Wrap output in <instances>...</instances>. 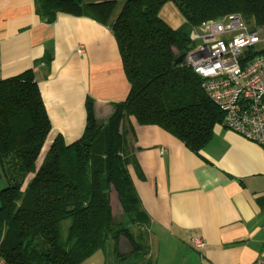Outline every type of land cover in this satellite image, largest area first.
I'll use <instances>...</instances> for the list:
<instances>
[{"label":"trees","instance_id":"1","mask_svg":"<svg viewBox=\"0 0 264 264\" xmlns=\"http://www.w3.org/2000/svg\"><path fill=\"white\" fill-rule=\"evenodd\" d=\"M33 2L47 23L57 14H67L108 27L130 92L113 106L104 124H97L88 113L76 141L66 144L56 136L43 155L51 126L33 73L28 70L0 80V175L9 181L0 191V261L81 264L118 238H124L131 251L119 255L115 244L111 256L144 258L150 219L130 176V168L138 172L130 118L140 126L158 127L198 154L212 138L214 126L223 124V114L207 98L201 78L186 61L173 62L191 49L190 34L204 21L238 15L249 26L264 25V0ZM167 2L184 19L175 30L158 17ZM37 162V171L28 177ZM112 191L126 223H114ZM64 221L69 222L65 236Z\"/></svg>","mask_w":264,"mask_h":264},{"label":"crops","instance_id":"2","mask_svg":"<svg viewBox=\"0 0 264 264\" xmlns=\"http://www.w3.org/2000/svg\"><path fill=\"white\" fill-rule=\"evenodd\" d=\"M158 17L173 30L184 24L171 2ZM28 70L50 120L42 154L56 136L76 141L88 113L104 124L130 92L108 27L67 14L47 23L33 0H0V80ZM129 123L138 166L130 176L150 219L146 230L154 235L146 238V261L113 255L109 264H253L264 258L263 150L216 125L195 154L156 126H140L134 118ZM97 255L81 264H106Z\"/></svg>","mask_w":264,"mask_h":264},{"label":"built area","instance_id":"3","mask_svg":"<svg viewBox=\"0 0 264 264\" xmlns=\"http://www.w3.org/2000/svg\"><path fill=\"white\" fill-rule=\"evenodd\" d=\"M190 40L184 60L222 112L223 127L264 153V25L249 26L238 15H228L202 22ZM192 242L197 249L203 246ZM253 264H264V258Z\"/></svg>","mask_w":264,"mask_h":264},{"label":"rangeland","instance_id":"4","mask_svg":"<svg viewBox=\"0 0 264 264\" xmlns=\"http://www.w3.org/2000/svg\"><path fill=\"white\" fill-rule=\"evenodd\" d=\"M42 157V155H41ZM41 161V158L39 159V162ZM39 162H37L31 169L28 177H31L35 174V169L37 168L36 165L39 164ZM39 166V165H38ZM1 174V173H0ZM0 191L1 189H4L5 187H7L9 185V181L7 178H5L3 175H0ZM27 177V178H28ZM110 200H111V209H112V216H113V220H114V223L117 225V224H120V223H126V219L124 217V214L122 212V209H121V206L119 204V201H118V198H117V195L114 191H112L110 193ZM69 225V222L68 221H64L62 223V233L63 235L65 236L66 232H67V227ZM133 232L134 234L137 233V230L136 229H133ZM153 235L152 233H150L149 231L146 230V238L148 240V238H151L153 239ZM152 240H150L151 242ZM115 244H117V254H127L130 250H131V246L130 244L124 239V238H118L117 242L116 243H112V242H108L107 243V249L106 251H99V255L97 256H100L104 262H106V264H109L111 261H112V256L110 255V251L113 252V249L114 247L116 246ZM152 252H153V249H152ZM106 254V255H105ZM135 257V256H134ZM93 262L97 260V257H93ZM136 258V257H135ZM88 259V258H87ZM149 259V258H148ZM143 260H147L146 258H143Z\"/></svg>","mask_w":264,"mask_h":264},{"label":"water","instance_id":"5","mask_svg":"<svg viewBox=\"0 0 264 264\" xmlns=\"http://www.w3.org/2000/svg\"><path fill=\"white\" fill-rule=\"evenodd\" d=\"M184 57H185L184 54L178 56V57L174 60L173 64H174V65H178V64L182 63V61L184 60Z\"/></svg>","mask_w":264,"mask_h":264}]
</instances>
